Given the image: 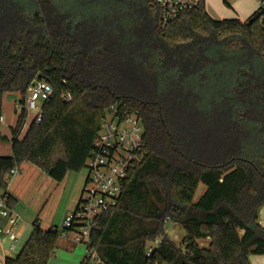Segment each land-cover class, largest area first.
<instances>
[{
    "label": "trees",
    "instance_id": "trees-1",
    "mask_svg": "<svg viewBox=\"0 0 264 264\" xmlns=\"http://www.w3.org/2000/svg\"><path fill=\"white\" fill-rule=\"evenodd\" d=\"M159 18L153 0H0V135L4 95L22 96L0 190L26 163L57 182L81 172L116 107L141 118L147 154L81 264H251L264 255V8L214 20L202 0L165 31ZM38 80L55 95L25 132ZM58 228L34 223L5 264H48Z\"/></svg>",
    "mask_w": 264,
    "mask_h": 264
},
{
    "label": "built area",
    "instance_id": "built-area-1",
    "mask_svg": "<svg viewBox=\"0 0 264 264\" xmlns=\"http://www.w3.org/2000/svg\"><path fill=\"white\" fill-rule=\"evenodd\" d=\"M153 2L160 12L159 29L165 31L184 13L197 9L202 0H153ZM259 6L264 8V0H259ZM54 95L55 89L51 84L36 81L26 98L28 113L34 112L40 121L43 116V103ZM63 99L71 101L72 96L66 94ZM144 138L145 128L137 114L122 113L118 108L112 107L103 118L87 162L88 175L79 208L75 215L66 217L58 228L64 238L71 239L76 244L85 243L89 257L97 258L95 253H91V246L94 232L100 229L98 223L100 216L117 206L130 173L146 157ZM20 173V167L12 169L5 178L6 188L0 190V236H5L10 241L8 249L12 253L21 247V239L16 230L22 217L10 206L11 195L8 187L13 178ZM160 244L161 239L149 244L147 256L151 257ZM97 264L100 262L97 261Z\"/></svg>",
    "mask_w": 264,
    "mask_h": 264
},
{
    "label": "rangeland",
    "instance_id": "rangeland-1",
    "mask_svg": "<svg viewBox=\"0 0 264 264\" xmlns=\"http://www.w3.org/2000/svg\"><path fill=\"white\" fill-rule=\"evenodd\" d=\"M226 1L228 4H225L230 9L231 0ZM21 98L20 93H7L3 99V116L7 121L2 125L1 130L0 156L12 154V127L16 126L18 121L19 116L16 109ZM184 98L188 99L187 96ZM34 119L35 113L30 112L25 132ZM87 175L88 168L85 167L79 173H69L63 182H57L31 163H26L21 167V173L13 178L11 183V193H16L18 197L15 211L21 215L22 220L16 231L22 244H25L30 237L34 223H39L43 229L53 228V225L63 222L73 213L81 197ZM205 189L203 185L200 186L197 198L203 194ZM167 234L176 243H180L185 231L169 223ZM73 244L74 248L71 250L59 248L48 264H81L82 259L88 254L87 245L85 243ZM9 246L10 241L5 244L8 256H15L21 250L20 247L17 252L12 253L8 250ZM249 261L251 264H264V255H251Z\"/></svg>",
    "mask_w": 264,
    "mask_h": 264
},
{
    "label": "crops",
    "instance_id": "crops-1",
    "mask_svg": "<svg viewBox=\"0 0 264 264\" xmlns=\"http://www.w3.org/2000/svg\"><path fill=\"white\" fill-rule=\"evenodd\" d=\"M223 1H224V3H223ZM225 3H227L226 0H204L205 10L209 14V16L214 20L240 19V20L245 21L248 18H250L259 9V0H231L232 7L230 9L227 8ZM8 93L19 94L17 92H8ZM6 95H7V93L4 95V98L6 97ZM6 121L7 120L3 116L2 125ZM8 191L10 192V195H11V199H12L11 201L13 203L12 207L16 209V206L18 203V197H17L16 193H13V194L11 193V184L8 187ZM14 195L17 198L14 197ZM61 224H62V221L58 225H53V228L60 227ZM260 224L264 227V207L260 211ZM49 229L50 228L43 229V230H49ZM62 237L63 236L60 235L59 240H58V247H57L56 251H58L59 248H63L65 250L73 249L74 248L73 240L70 239V240L64 241V240H62V239H64ZM7 242H9V240L5 236H0V264H5V259L8 256L7 255V249L5 247V244H7ZM26 242H25V244H26ZM20 244H21V247H24V245H25V244H22V241Z\"/></svg>",
    "mask_w": 264,
    "mask_h": 264
}]
</instances>
